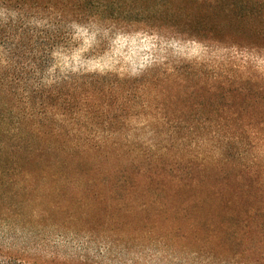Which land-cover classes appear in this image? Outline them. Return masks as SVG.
Masks as SVG:
<instances>
[{
  "label": "rangeland",
  "instance_id": "1",
  "mask_svg": "<svg viewBox=\"0 0 264 264\" xmlns=\"http://www.w3.org/2000/svg\"><path fill=\"white\" fill-rule=\"evenodd\" d=\"M49 1L0 0V80L47 88L0 93V263L264 264V0ZM62 13L119 21L67 24L31 61L35 18Z\"/></svg>",
  "mask_w": 264,
  "mask_h": 264
},
{
  "label": "trees",
  "instance_id": "2",
  "mask_svg": "<svg viewBox=\"0 0 264 264\" xmlns=\"http://www.w3.org/2000/svg\"><path fill=\"white\" fill-rule=\"evenodd\" d=\"M62 1V2H61ZM206 2V0H195L194 4L195 6L199 7L200 9L203 8L204 3ZM17 3V7H26L28 2L27 1H16ZM8 4V3H5ZM86 5V0H79L76 3L72 2L71 0H60V1H56L55 3H53L52 1H49L48 3H40V2H36L35 3V7H43V9H68V7H82ZM20 19H28V16L30 15H26L24 13H20ZM35 19H37L38 21H40L41 23H44L45 25L43 26V30H41L39 32V36H35V41L32 42V50L29 52L31 55V61H45L46 59V55L48 53V49H51L52 47H54V44L56 45L57 40L60 38L59 35L61 33V30L64 28L65 25L67 24H89V25H97V24H105V23H111L113 24L115 20L119 21V19H112V18H108L104 15H87V14H79V13H71V14H54V15H49V16H39L36 17ZM190 21V22H187ZM187 21H183L182 23L186 26L187 23L193 24L191 22H196L195 19H187ZM133 21L129 20V23H132ZM200 22V21H199ZM202 24V22L198 23V25ZM53 30L54 34L53 36L48 35V31ZM184 38L187 39H192V40H197L200 42H210V41H216V39L219 38H225V40H231L234 36L232 35V33H228V32H215V31H203V30H196V29H191L190 31H188V33H184ZM262 37H264V34H262ZM53 38V39H52ZM37 70H39V65H37L36 67L33 68L34 72H37ZM26 83V87L29 86V90H40L42 89V87L40 86L39 83H37V81H24V79L21 78H12V79H8V81H4V80H0V93L2 92V90H7L8 86H12L13 88H22L24 86V84ZM40 87V88H39ZM223 87L222 85H218L216 87V90L219 91V89L221 90ZM44 89H47L46 87ZM42 89V90H44ZM251 98L254 100L253 103L250 104V108L252 109H256V108H262V113L261 116L259 114V112H257L256 114L260 117H264V108L262 107V103L264 102V89L261 91H256V92H250L248 91ZM218 95H221V99H229L227 98V96L231 97L232 92L230 90H227L224 93H217ZM249 103L250 101L248 99H246ZM229 101V100H226ZM258 108V110H259ZM259 117V118H260ZM48 140V139H47ZM49 142V147H45L46 150L49 149V154L54 155L57 160L56 162L60 164L59 162V158L61 160V158L64 157H68L69 158V162L67 164L68 167L71 166V162H74V159L77 158L78 161H80L79 159L82 158L78 155V151L84 149L81 148L79 146V149L75 155V157H73V153L71 152L70 147H68V145L64 142L61 141H56V140H48ZM25 151V150H23ZM26 152V151H25ZM99 160V158H98ZM96 165H99L98 161H95ZM142 165V163H137V166L140 167ZM66 166V167H67ZM94 165H92L93 167ZM81 169V167H76L73 169V171H79ZM148 170L150 172H154L157 174H161V172H159V168L155 167L152 169V167H148ZM161 170V169H160ZM24 171V170H23ZM27 173H35L32 171H26ZM92 172L91 167L88 168L87 173L88 175H90V173ZM182 173L184 174V172L182 171ZM27 176V175H26ZM182 177H184L183 175H181ZM194 179V178H193ZM174 180H177V184L182 186V179L175 177ZM194 183L196 184H200V181H195ZM186 186V185H185ZM233 199H232V203H241L242 202V198H241V193H235L233 192ZM224 201V199H223ZM225 202V201H224ZM228 202V201H227ZM58 211L61 212V210L57 209ZM54 212V211H53ZM56 214V216H58L57 212H54ZM50 217H53L50 214ZM11 252V251H9ZM20 253H17L15 255V257H17V261L21 262L18 258ZM19 262H17V264H19ZM0 264H4V263H0ZM6 264H11V262H7ZM21 264V263H20Z\"/></svg>",
  "mask_w": 264,
  "mask_h": 264
}]
</instances>
